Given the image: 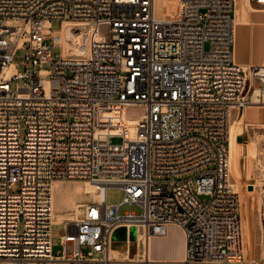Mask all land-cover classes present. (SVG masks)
Instances as JSON below:
<instances>
[{
	"label": "built area",
	"instance_id": "obj_1",
	"mask_svg": "<svg viewBox=\"0 0 264 264\" xmlns=\"http://www.w3.org/2000/svg\"><path fill=\"white\" fill-rule=\"evenodd\" d=\"M234 9L180 0L160 18L155 0H0V264H113L118 228L147 240L171 226L185 233V264H251L244 192L259 187L231 182L230 129L232 111L264 94V64L235 62ZM108 103L143 109L133 139L100 131ZM71 181L102 200L56 224L54 184ZM257 214L264 248V201ZM54 226L66 231L57 255Z\"/></svg>",
	"mask_w": 264,
	"mask_h": 264
},
{
	"label": "rangeland",
	"instance_id": "obj_2",
	"mask_svg": "<svg viewBox=\"0 0 264 264\" xmlns=\"http://www.w3.org/2000/svg\"><path fill=\"white\" fill-rule=\"evenodd\" d=\"M180 0H157V13L161 17L166 18H174L178 14V7H179ZM237 1V0H236ZM248 6V0L247 4ZM52 29L54 31H58L61 29L60 22H54L52 24ZM59 50H54L53 53H59ZM23 52H18L17 57H21ZM18 63V70L20 72L24 71V67ZM260 106V105H257ZM121 109L120 106H113V110ZM143 112L142 108H132L128 109L126 112V116L113 112L112 114V129L121 131L125 129L124 119H136ZM245 114V126H242L243 134L241 135L240 130L236 127V120L238 114ZM110 112L106 109H100L98 111V118H99V129L100 131L106 133L108 128V120H109ZM258 118V119H255ZM231 154H230V162H231V182L236 183L237 179L241 180L243 185L247 184H256L258 189L255 191L250 192L248 194L245 192V199L247 200V208L249 207V203L251 202L253 205V212L252 220L250 216L245 219L248 239L250 241L249 244L253 242L254 246V257L252 261H250V256H246V261L251 264H264V248L261 246V243L258 242L259 232H260V223H259V215L257 214V210L261 204L263 199V193L261 184L259 181L260 172L264 168V162L259 164L258 158L253 157L251 152L254 148L255 150L258 149L262 150L264 153V118L257 117L255 115V109L253 108H245L242 109L240 112L237 110L232 111L231 117ZM124 139H126V132L124 131L121 135ZM115 144H119L120 140L116 139L113 141ZM242 142L244 144V154L241 156V149H242ZM244 162V165H243ZM86 182L83 181H71V182H64L62 184L57 185V194H58V210L60 212H69L70 209L74 206L77 202L82 205H87L93 201H100L99 193H92L85 195L83 193L82 187H84ZM80 188V190L78 189ZM18 190L17 187H14L12 192H16ZM247 194V195H246ZM124 192L122 189L111 187L106 190V202L108 205H118L124 200ZM246 208V209H247ZM82 210L84 209L81 208ZM135 212L139 213V209L135 206H125L121 210L122 213L125 212ZM246 212V211H245ZM72 214V212H70ZM80 217V216H79ZM245 217V216H244ZM61 224V223H56ZM253 228V237H251V231ZM53 236V254L57 255L61 247L59 244L61 243V237L65 234L64 226H54L52 231ZM72 247L71 245L68 246V252L71 253Z\"/></svg>",
	"mask_w": 264,
	"mask_h": 264
},
{
	"label": "crops",
	"instance_id": "obj_3",
	"mask_svg": "<svg viewBox=\"0 0 264 264\" xmlns=\"http://www.w3.org/2000/svg\"><path fill=\"white\" fill-rule=\"evenodd\" d=\"M246 4L247 0L235 1L234 17L236 21V33L234 60L238 65L242 66L261 65L264 64V9L258 7L250 0H248V6ZM120 107L121 109L118 110H113V106L109 108L101 107L110 112L106 134L113 137H121L125 131L126 135L128 134L131 138H134L138 120L125 118L124 130L117 131L112 129L113 112L126 116L127 109L122 106ZM249 108L255 109V115L257 117L261 116L264 118V105ZM96 118L97 126L99 127L98 112ZM245 119V114H238L236 127L240 130L241 135L243 134L242 126H245ZM250 152L253 157L258 158L259 164L264 162V153H262V150L258 151V149L255 150L253 148ZM243 154L244 144L242 142L241 156ZM233 184L235 186L245 187L239 179ZM78 189L80 190V188ZM82 190H84V187H82ZM262 190L264 191L263 188ZM96 192L99 193V197L102 200L103 194L95 188L90 191H83L85 195ZM77 204L79 203L76 202L69 212H60L58 210V199L56 204L54 199L55 214L72 217L75 214ZM111 254L114 260L113 264H185V233L180 227L171 226L168 229V235L166 237H153L146 240L138 230L134 228L130 230L122 228L114 234Z\"/></svg>",
	"mask_w": 264,
	"mask_h": 264
},
{
	"label": "bare ground",
	"instance_id": "obj_4",
	"mask_svg": "<svg viewBox=\"0 0 264 264\" xmlns=\"http://www.w3.org/2000/svg\"><path fill=\"white\" fill-rule=\"evenodd\" d=\"M236 1V0H235ZM155 3H156V15L158 16V17H160V18H166V17H161V16H159L158 15V13H157V0H155ZM65 26H68V29L66 30V34H67V36L68 37H70V38H76V35L74 34V32L72 31V29H71V25L70 24H66ZM67 53H69V54H73L74 52H73V50H72V47H70V48H68V50H67ZM257 105H260V106H263L264 105V94H262L260 97L259 96H257V95H255L254 97H253V100H252V103L247 107V108H249V107H254V106H257ZM111 106H121L120 104H118V103H108V104H103L102 106H100V108L99 109H102L101 107H105V108H109V107H111ZM123 107V106H122ZM230 133H231V129H230ZM130 139H133V138H131V136H129L128 134L126 135V140H130ZM230 144H231V138H230ZM57 184H60V183H55L54 184V187H53V191H54V193L55 194H53V196H54V199H55V204H56V202H57V199H58V194H57ZM237 187V189H239V190H242L244 187L243 186H236ZM93 188H95L92 184H90V183H85V185H84V190L83 191H90L91 189H93ZM96 189V188H95ZM245 193V192H244ZM247 195V194H246ZM263 196V195H262ZM250 205H249V207L245 210L246 212H244V219H246L248 216H250V218H251V220H252V217H253V215H252V213L251 212H253V208H252V203L250 202L249 203ZM83 207H85V205H81V204H77L76 205V207H75V214L71 217V216H65V215H58V214H55V207H54V215H55V222L56 223H64V222H67V221H75V220H77L78 218H79V216H81L82 214H83V210L81 209V208H83ZM253 221V220H252ZM122 228H124V229H127V228H125V227H120V228H118L117 230H119V229H122ZM127 230H130V229H127ZM137 230V229H136ZM251 237H253V228H252V231H251ZM250 249H251V256H250V261H252V259H253V257H254V246H253V242L250 244ZM113 257V256H112ZM114 261V260H113Z\"/></svg>",
	"mask_w": 264,
	"mask_h": 264
},
{
	"label": "water",
	"instance_id": "obj_5",
	"mask_svg": "<svg viewBox=\"0 0 264 264\" xmlns=\"http://www.w3.org/2000/svg\"><path fill=\"white\" fill-rule=\"evenodd\" d=\"M249 190H252V186L249 187Z\"/></svg>",
	"mask_w": 264,
	"mask_h": 264
}]
</instances>
